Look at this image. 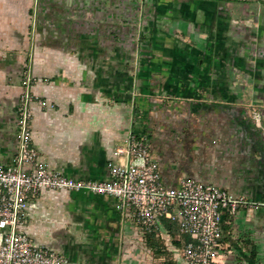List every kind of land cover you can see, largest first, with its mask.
I'll list each match as a JSON object with an SVG mask.
<instances>
[{
    "label": "crops",
    "instance_id": "0c3cea01",
    "mask_svg": "<svg viewBox=\"0 0 264 264\" xmlns=\"http://www.w3.org/2000/svg\"><path fill=\"white\" fill-rule=\"evenodd\" d=\"M26 72L43 98L30 103L32 143L50 168L108 180L112 150L134 131L164 184L191 177L257 202L223 211L215 258L264 264V137L252 119H264V0H0L7 165ZM31 202L22 227L65 264H185L173 222L168 238L140 232L112 195L44 189Z\"/></svg>",
    "mask_w": 264,
    "mask_h": 264
},
{
    "label": "built area",
    "instance_id": "2783aa9c",
    "mask_svg": "<svg viewBox=\"0 0 264 264\" xmlns=\"http://www.w3.org/2000/svg\"><path fill=\"white\" fill-rule=\"evenodd\" d=\"M30 75L24 73L17 105V152L13 164L0 162V264H65L66 257L36 243L22 227L31 199L42 190H89L114 196L121 208L132 210L140 232L168 238L164 224L173 222L178 234H187L181 247L185 264H218L215 258L221 234L223 211L234 213L241 205H255L214 184L191 177L177 186L164 184L156 162L151 159L144 137L128 132L126 143L112 153L120 159L108 161L110 179L75 178L50 168L32 143L30 120L32 94ZM254 124L264 137V119L252 111ZM31 167L24 171L23 166Z\"/></svg>",
    "mask_w": 264,
    "mask_h": 264
},
{
    "label": "rangeland",
    "instance_id": "374dc122",
    "mask_svg": "<svg viewBox=\"0 0 264 264\" xmlns=\"http://www.w3.org/2000/svg\"><path fill=\"white\" fill-rule=\"evenodd\" d=\"M124 80H125L124 77H121L120 79H118V83H119V82H123ZM33 99L38 100V99H43V98H41V97H39V96H38L37 98H35V96L32 95V100H33ZM32 100H31V101H32ZM42 102H44V100H42ZM114 106L116 107V111H117V113H118L119 105L117 104V105H114ZM31 110H32V109H31ZM131 132H132L133 134H136L134 131H131ZM142 137H144V138L146 139L145 136H142ZM146 140H147V139H146ZM153 238H154L155 243H157L158 240L155 239V237H153Z\"/></svg>",
    "mask_w": 264,
    "mask_h": 264
},
{
    "label": "trees",
    "instance_id": "16d2710c",
    "mask_svg": "<svg viewBox=\"0 0 264 264\" xmlns=\"http://www.w3.org/2000/svg\"><path fill=\"white\" fill-rule=\"evenodd\" d=\"M150 237H153L152 235H150ZM189 237L187 234H185V240H187Z\"/></svg>",
    "mask_w": 264,
    "mask_h": 264
}]
</instances>
